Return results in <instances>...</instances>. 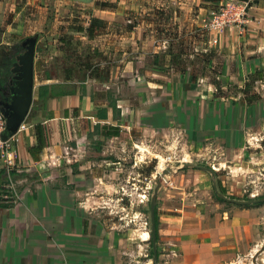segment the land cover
<instances>
[{
	"label": "crops",
	"instance_id": "1",
	"mask_svg": "<svg viewBox=\"0 0 264 264\" xmlns=\"http://www.w3.org/2000/svg\"><path fill=\"white\" fill-rule=\"evenodd\" d=\"M106 1L117 5L114 8H108L107 4L101 5L105 7L92 8L91 14L85 15L87 20L83 30L73 31L85 35L86 39L92 38L95 54L99 55L96 67L109 71L114 68L115 79L112 76L108 81L86 78L82 81L86 89L81 90L79 82L69 77L63 57L56 69L46 67L42 75H37L33 69V78H39L38 87L53 86L60 93L50 96L44 105L32 110L16 132L20 166L15 171L23 172V176L11 180L10 184L5 174L0 175V264H48V254L54 250L68 256L73 252L82 253L80 240L85 237L86 229L92 230L89 218L94 212L84 205V200L101 197V186L105 192H111L115 187L116 180L107 179L113 178V174L101 173L102 164L111 163V154H117L119 150H125V157L121 159L131 163L127 152L134 145L139 147L144 160L147 156L145 150L149 149L146 135L156 133V140H159L158 136L168 129L175 115L185 112L183 116L194 121L203 115L209 124L210 137H214L219 129L222 134L224 129L225 136L216 140L217 144L210 143L205 148L229 151L237 159L244 156V152L229 139L230 132L239 131L244 139L247 132H258L264 127V92L258 93L259 99L251 103L238 91L227 94L229 84L241 87L250 73L264 69V39L257 35L259 29H252L253 26L264 28V6L251 4L243 24L209 15L213 13L210 7L204 6L201 12L194 14L192 20L195 25L207 30L208 44L215 46L216 51L224 56L218 71L223 94H215L216 88L208 79L209 76L196 74L190 65L186 72H171L169 79H144L141 96L146 101L139 104L140 130L136 131L134 108L126 99L109 97L102 89L98 88L100 91L96 92V89L88 87L116 85L118 69L122 70L124 76L131 75L139 62L141 68L145 64V56H141L140 61L134 65L132 57H126L131 50L128 53L124 50L121 57L119 54V60L114 57L118 49L117 38L128 43L124 49H131L133 41H140L141 48L147 49L148 27L141 21L125 16L124 11L130 7L129 0ZM186 2L198 7L200 2L208 5L212 1L165 0L162 3L165 6L162 7L180 9ZM92 17L102 20L103 24L94 25L92 34L88 35L85 29ZM118 24L122 30L119 34L116 30ZM160 41L161 45L152 39L154 48H167L169 40L161 38ZM195 50L206 51L203 48ZM150 52L158 51L147 50L145 55H151ZM211 65H215V59L209 61L208 66ZM80 67L84 70L87 68L84 63ZM47 72L49 76H46ZM117 80L120 83L121 79ZM125 80L126 76L121 81ZM70 86L74 88L70 89ZM37 98L38 88L35 95L33 90L30 110L36 105ZM98 110L102 116H98ZM162 114L167 115V124H156L154 120ZM32 117L41 120L45 136V147L36 160L28 152V147L36 144ZM237 150L240 153L235 154ZM135 157L133 163L137 164L139 156L135 154ZM1 172L4 173L0 169ZM208 173L213 184L214 174ZM6 194H9L10 199L5 198ZM203 208L205 206L202 205L195 207L199 211ZM214 219H206L204 226L201 224L195 230L201 240L179 245V254L170 264H229L238 252H246L251 243L257 241L259 232L256 227H252L258 218L247 221L238 209L232 216L226 215L217 220L214 215Z\"/></svg>",
	"mask_w": 264,
	"mask_h": 264
},
{
	"label": "rangeland",
	"instance_id": "2",
	"mask_svg": "<svg viewBox=\"0 0 264 264\" xmlns=\"http://www.w3.org/2000/svg\"><path fill=\"white\" fill-rule=\"evenodd\" d=\"M74 1L0 0V47L14 45L25 37L36 34L34 71H37V75L45 73L46 67L56 69L60 65V58L63 57L69 77L79 82V89L85 90L82 81L86 78L108 81L110 76L115 79L113 74L116 70L112 68L109 71L96 67L99 55L95 54L92 38L86 39L85 35L73 30L84 26L87 20L85 15H90L92 8L105 7L101 6L105 4L108 8H114L117 3L108 4L106 0H91L88 3L92 4H82L83 2ZM164 1L129 0L130 7L124 11V14L145 24L148 27V37L157 40L160 45L161 38L166 37H160L155 33L153 29L156 28V24L150 20L157 21L160 17L162 20L157 21L159 25L161 23L160 28L167 29L168 26L169 28L175 26L174 30L178 28L181 38L186 40L183 49L185 59H193L192 56L189 58V55H192L193 45H198L197 39L194 38V35H198L196 34L198 30L192 17L201 12V8L210 7L213 13L209 15L216 16L227 8L232 7L231 9L234 10L233 5L244 2H247L246 12L253 3L264 6V0H214L208 5L200 2L198 7L186 2L180 9L163 7L162 11L159 7L165 6L162 5ZM120 28L118 24L116 29L118 34L122 32ZM252 29H259L255 31L261 39H264V28L253 26ZM149 38L147 49L141 48L140 41H133L130 45L131 49H124L128 47V43L117 38L118 49L114 57L119 60V54L121 57L124 50H127L126 53L131 50L126 57H132L134 65L136 61H140L141 56H145L143 68L139 62L137 64L139 66L134 67L133 74L125 75L127 77L125 81H121L125 76L122 70L118 69L116 76L121 80L118 83L116 78L117 86L114 84L88 86L91 90L96 89V92L102 89L109 97L126 99L134 108L133 121L136 131L140 130L139 104L146 101L141 96L144 84L142 81L161 79L160 77L169 79L170 73L173 72L166 66L164 68L166 71L162 72L164 64L153 65V52H150L151 55L148 53L145 55L147 50L158 52L166 50L162 46L155 49L152 39ZM191 38L193 44L189 42ZM50 62L51 66H49ZM82 63L87 67L86 70L80 67ZM182 63L185 66L190 64L187 60ZM186 71L187 68L184 72ZM55 72L57 73L56 70ZM208 79L211 81L210 76ZM38 82L39 78H34V95ZM229 85L227 94L237 92L233 87L228 91ZM98 88L100 90H97ZM253 88V91L263 93L264 81H256ZM184 113L175 115L168 129L158 136L159 140H156V133L146 135L149 149L145 150L147 156L144 160L139 147L135 145L127 152L131 157V163L128 161L125 163L126 159H121L125 157V150L111 154V163H103L101 173L113 174V178L107 176L106 178L116 180L115 187L111 192L107 190L105 192L101 186L99 189L101 197L84 200V205L86 204L87 208L93 209L94 212L89 218V222L93 225L92 230L86 229L85 237L80 240L82 246L79 248L82 249V253L71 252L72 255L68 256L54 250L48 254V264H170L172 259L177 258L179 254L177 248L181 243L201 240L195 230L201 224L204 226L206 219L210 218L213 221L215 215L217 220H220L226 215L232 216L238 209L239 214L247 221L253 218L259 219L252 227V229L256 227L259 234L257 241L251 243V247L246 252H238L229 264H264V127L258 132H247L244 139L239 131L230 132L229 139L237 144L234 145L236 148L244 152V156L237 159L229 151L221 152V150L205 148L210 143L217 144L216 140L225 136L224 129L222 134L219 129L214 133L216 134L214 137H210L212 135L208 133L209 124L203 115L198 116L199 118L194 121L192 118L184 117ZM262 120L264 124V118ZM154 121L159 125L167 124V115H159ZM234 153L240 152L237 150ZM135 154L139 156L137 164L133 163L136 161ZM209 170L214 174L213 184ZM31 173L34 172L31 170ZM157 184L159 186L154 193ZM218 192L224 198L220 197ZM9 194H6V199H10ZM261 198L263 199L257 201L259 204L253 202ZM152 205L157 217L158 233L154 242L155 258L151 239ZM200 205L205 208L196 210L195 207L199 208Z\"/></svg>",
	"mask_w": 264,
	"mask_h": 264
},
{
	"label": "trees",
	"instance_id": "3",
	"mask_svg": "<svg viewBox=\"0 0 264 264\" xmlns=\"http://www.w3.org/2000/svg\"><path fill=\"white\" fill-rule=\"evenodd\" d=\"M208 1H214V0H208ZM159 9H162V11H163V7L162 8L159 7ZM161 14H163V13H161ZM158 18L159 19H157V21L160 22V20H162V19L160 17H158ZM157 21L150 20V22H154L156 24V28L154 29L155 33L160 37H166L167 40H169V41H168V45H167L166 50L156 52L152 55L153 65H158V64L163 65L164 64L162 72L166 71L164 69L166 66V68L168 67V68L172 69L173 71L180 72V73L184 72L185 68H187V65H190L196 71V74L198 73L201 76L209 74L208 76H210L211 82L214 84V86L216 88V93H220L222 95L223 91L221 89L220 80L217 78V76H218L219 68L222 65L221 63L223 61L224 56L221 53H218L216 51L215 46L208 44L207 30H205L204 28H201L199 26L196 27V29L198 30V33H196V34H198V35H194V38L197 39L198 45L197 44L193 45V48H192L193 51H191L192 55H189V58L192 56L193 59H185V58H183V56L185 54L183 49H185L186 45H184V44H186V40L181 38V35L179 34V32L177 30H174L175 26H172L170 28L168 26L167 29H165L164 27L160 28L161 23L159 25V23ZM96 24L101 25V24H103V21L100 19H97L95 17H92L88 27L85 29L86 32L88 33V35L92 34L93 26ZM78 30L82 31L83 26H80L78 28ZM189 42L190 43L192 42V44H193L192 38L189 40ZM199 46H201V48H199ZM197 47L199 49L203 48L206 51L199 52L198 50H195V48H197ZM177 49H179V50H177ZM214 59H215V65L208 66L209 61L214 60ZM184 60L189 61L190 64H187L185 66V64L182 63V61H184ZM46 76H49V72L46 73ZM194 78H195V75H194ZM258 80L264 81V69L256 70L255 72L250 73L247 76V80L245 81V83L241 87H238L237 85H231V86L229 85L228 91L230 89H232V87H233L235 89V91H238V92L243 94L245 100L248 103H251V102L259 99V97H260L258 95V93L253 91L254 90V88H253L254 83ZM59 93H60V91L55 89L53 86L40 85L38 87V98H37L36 105L31 108L28 116H30L32 110L39 108L41 105H44L46 100L50 96L56 95ZM98 116H102L101 113L99 112V110H98ZM32 124H33L34 132H35L36 144L28 147V152L32 156V158L36 160L45 147V136H44L43 125H42L41 120L39 118L32 117ZM4 174L10 180H14L18 177L23 176V172L15 171V170L11 171L8 175L5 172L0 173L1 176L2 175L5 176ZM254 203L257 204L258 202L254 201ZM154 225H155V238H157V236H158V233H157V217H156L155 211H154Z\"/></svg>",
	"mask_w": 264,
	"mask_h": 264
},
{
	"label": "water",
	"instance_id": "4",
	"mask_svg": "<svg viewBox=\"0 0 264 264\" xmlns=\"http://www.w3.org/2000/svg\"><path fill=\"white\" fill-rule=\"evenodd\" d=\"M81 2H89L91 0H77ZM37 35L33 34L22 39L18 44L20 47L24 48V51L17 53L15 55V61L13 62L12 80L10 82L9 93L7 95V100L0 108L4 118H5V129L2 136L5 138L8 135L14 134L18 131L19 126L24 121L31 107L33 90H34V53H35V43ZM211 174L212 171L209 170ZM159 184L154 190L156 192ZM220 197L224 196L218 192ZM264 198V197H263ZM257 199L255 201H260ZM232 200V199H231ZM236 201V200H232ZM254 202V201H253ZM151 213V239L153 243L154 258L156 257L155 252V225H154V208L153 205L150 210Z\"/></svg>",
	"mask_w": 264,
	"mask_h": 264
},
{
	"label": "built area",
	"instance_id": "5",
	"mask_svg": "<svg viewBox=\"0 0 264 264\" xmlns=\"http://www.w3.org/2000/svg\"><path fill=\"white\" fill-rule=\"evenodd\" d=\"M231 6V5H230ZM247 2L240 5H233V9L227 8L223 10L220 14L216 15L222 20L231 21V22H245L247 19L246 12ZM5 129V118L0 111V169L3 170L7 175L14 170L19 168L18 162V150L17 143L18 138L16 133L8 135L7 137H3L2 133ZM9 183L11 184V180L9 179Z\"/></svg>",
	"mask_w": 264,
	"mask_h": 264
},
{
	"label": "flooded vegetation",
	"instance_id": "6",
	"mask_svg": "<svg viewBox=\"0 0 264 264\" xmlns=\"http://www.w3.org/2000/svg\"><path fill=\"white\" fill-rule=\"evenodd\" d=\"M23 51L24 48L15 44L8 47H0V108H3L9 93L10 82L14 75V72L11 70L15 61V55Z\"/></svg>",
	"mask_w": 264,
	"mask_h": 264
}]
</instances>
